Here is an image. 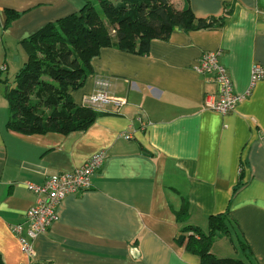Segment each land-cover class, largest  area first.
I'll use <instances>...</instances> for the list:
<instances>
[{
	"label": "crops",
	"instance_id": "1",
	"mask_svg": "<svg viewBox=\"0 0 264 264\" xmlns=\"http://www.w3.org/2000/svg\"><path fill=\"white\" fill-rule=\"evenodd\" d=\"M93 0H0V254L4 264H205L177 241L186 226L210 231V217L227 214L228 233L212 241L217 257L264 264V0H174L197 20L222 25L175 27L144 53L104 47L86 82L72 92L78 105L98 89L126 98L94 108L85 129L24 134L8 128L5 95L27 59L21 41ZM221 51L238 94L220 113L205 106L217 86L196 66L203 52ZM106 154L88 190L68 194L57 219L22 250L10 226L24 221L37 196L27 182L73 172ZM187 206V218L176 213ZM224 243L229 245L223 248ZM230 247L231 250L228 248ZM233 249V250H232ZM236 256V257H234Z\"/></svg>",
	"mask_w": 264,
	"mask_h": 264
},
{
	"label": "trees",
	"instance_id": "2",
	"mask_svg": "<svg viewBox=\"0 0 264 264\" xmlns=\"http://www.w3.org/2000/svg\"><path fill=\"white\" fill-rule=\"evenodd\" d=\"M88 1L78 12L49 22L20 43L27 59L8 84V128L24 134L87 128L97 116L91 106L78 105L72 92L90 75L91 60L104 47L144 53L150 41L168 38L175 27L203 29L222 25L217 20H197L189 6L177 8L174 0ZM4 81V80H0ZM5 82V81H4ZM187 218V206L176 213ZM227 214L210 217V231L186 226L177 241L200 256L205 264H245L242 259L217 257L212 241L218 232L228 233ZM0 264H4L0 254ZM30 264H39L32 262Z\"/></svg>",
	"mask_w": 264,
	"mask_h": 264
},
{
	"label": "built area",
	"instance_id": "3",
	"mask_svg": "<svg viewBox=\"0 0 264 264\" xmlns=\"http://www.w3.org/2000/svg\"><path fill=\"white\" fill-rule=\"evenodd\" d=\"M264 20V12H263ZM221 51L203 52L196 69L200 73L213 75L217 93L206 99L208 109L227 113L233 110L248 94H238L234 91L231 76L220 61ZM251 85L264 80V65L255 64L251 70ZM126 98L109 95L104 89H98L84 97L83 103L97 108L111 103L116 106L126 104ZM106 154L101 151L94 154L87 162L73 172L57 173L49 176L42 183L27 182L26 186L36 196V202L25 212L24 221L10 226L12 232L20 241L22 250L29 256L33 255L35 238L49 230L57 219V206L70 193L88 190L92 186L94 173L104 164Z\"/></svg>",
	"mask_w": 264,
	"mask_h": 264
},
{
	"label": "rangeland",
	"instance_id": "4",
	"mask_svg": "<svg viewBox=\"0 0 264 264\" xmlns=\"http://www.w3.org/2000/svg\"><path fill=\"white\" fill-rule=\"evenodd\" d=\"M93 4H94V6H96L97 8H100L98 0H93ZM13 71H14V70L11 71V75H10V78H11V79L15 78V77H14V74H12ZM228 246H229V245H227V243H224L223 248H226V247H228ZM228 249L231 250L230 247H229ZM232 250H233V249H232ZM234 257H236V256H234Z\"/></svg>",
	"mask_w": 264,
	"mask_h": 264
}]
</instances>
